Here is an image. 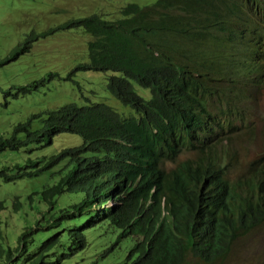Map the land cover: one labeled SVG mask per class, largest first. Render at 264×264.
Here are the masks:
<instances>
[{
  "label": "trees",
  "instance_id": "16d2710c",
  "mask_svg": "<svg viewBox=\"0 0 264 264\" xmlns=\"http://www.w3.org/2000/svg\"><path fill=\"white\" fill-rule=\"evenodd\" d=\"M79 29L91 37L87 62L60 79L79 89L73 79L77 72H111L106 92L135 115H119L105 104L71 103L30 115L8 137L0 136V153L41 148L63 133L82 141L49 157L0 168L4 183L54 168L59 177L39 192L43 203L51 209L55 197L75 199L49 225L25 228L14 249L0 245V259L7 264L20 259L61 264L62 255L47 262L59 235L30 252L33 235L52 224L84 219L85 229L110 224L119 231L117 241L132 239L124 264H184L187 255L203 264L224 260L239 238L264 223V141L253 159L240 161L244 139L253 128L250 120H243L248 102L244 86L247 81L264 87V0H156L144 7L130 3L114 21L90 15L30 32L0 59V68L29 52L40 38ZM231 41L251 62L242 84L207 59L213 52L218 64L216 50L224 48L229 64L225 50ZM238 56L233 55L235 60ZM56 76L50 73L48 80ZM225 81L229 85L220 90ZM44 82L12 86L4 95L12 89L15 99ZM134 85L148 90L149 99L139 96ZM211 108L219 114L214 116ZM42 114V126L31 130L32 120ZM185 153L190 157L179 161ZM68 238L74 251L85 248L82 227L69 229Z\"/></svg>",
  "mask_w": 264,
  "mask_h": 264
},
{
  "label": "rangeland",
  "instance_id": "374dc122",
  "mask_svg": "<svg viewBox=\"0 0 264 264\" xmlns=\"http://www.w3.org/2000/svg\"><path fill=\"white\" fill-rule=\"evenodd\" d=\"M156 0H0V59H3L16 45L21 43L30 32L36 34L70 19L97 15L101 19L114 21L120 18V10L127 4L135 3L140 7L149 6ZM91 37L82 30L56 32L45 38H40L32 44L29 52L21 55L16 61L0 68V136L8 137L13 126L25 122L30 115L44 113L47 110L59 108L67 104L83 106L85 104H105L112 107L119 115H135L129 107L120 104L112 95L106 92L107 77L112 73L106 72H77L73 79L77 86L70 81H63L66 75L78 63L87 62L86 43ZM239 44L231 41L226 45V63L222 50L217 49L218 64L215 54L211 52L210 64L219 68L221 73L229 74L243 83L245 73L251 72L250 59L246 60L240 54ZM211 46V41L208 45ZM239 53L235 60L233 55ZM58 76L48 80V74ZM61 78V79H60ZM45 79L44 85L37 90L12 98V86L26 85L33 81ZM229 82L225 81L220 90L226 89ZM135 92L144 99H149V91L134 85ZM247 104L243 108V120L253 124L252 135L245 137L247 146L240 153V161L245 163L253 159L259 152L264 141V87L245 83ZM242 86L238 87L241 90ZM214 98L213 100H215ZM212 100V101H213ZM7 102L6 107L3 104ZM210 112L217 116L219 111L211 108ZM46 114L32 120L31 130L42 126ZM22 138V135L19 136ZM81 139L73 134L55 136L50 145L39 147L32 145L18 151L6 150L0 153V168L14 164H22L27 158L37 159L49 157L65 147H73L81 143ZM32 152L30 153V150ZM183 154L179 161L189 158ZM170 167V166H168ZM56 169L41 173L34 178H22L15 182L4 183L0 180V245L6 249H14L18 235L35 223L45 227L54 220L59 210L74 202V198L62 195L54 198L51 209L43 203L39 192L54 184L58 175ZM12 172H8L11 174ZM35 193V194H34ZM19 202L14 211V199ZM84 219L52 224L48 229L38 231L33 235L29 246L30 252L38 249L41 242L54 234L59 235L58 245L48 253L47 262H54L62 255L61 264H124L125 257L132 245V239L117 241L119 231L110 224L98 227L84 228ZM82 227L86 241L84 249L74 251L73 239L68 238V230ZM71 251H70V250ZM0 264H7L4 258ZM15 264H28L21 262ZM184 264H203L191 255H187ZM213 264H264V223L239 238L231 247L228 256Z\"/></svg>",
  "mask_w": 264,
  "mask_h": 264
}]
</instances>
